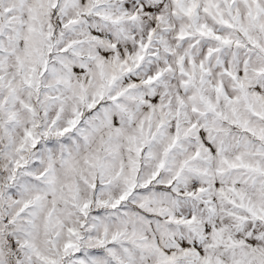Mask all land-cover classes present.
<instances>
[{
  "label": "snow or ice",
  "instance_id": "1",
  "mask_svg": "<svg viewBox=\"0 0 264 264\" xmlns=\"http://www.w3.org/2000/svg\"><path fill=\"white\" fill-rule=\"evenodd\" d=\"M0 264H264V0H0Z\"/></svg>",
  "mask_w": 264,
  "mask_h": 264
}]
</instances>
